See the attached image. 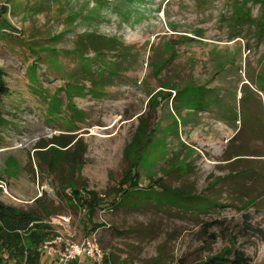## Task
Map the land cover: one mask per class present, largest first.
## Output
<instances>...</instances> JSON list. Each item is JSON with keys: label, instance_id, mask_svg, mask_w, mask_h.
I'll return each mask as SVG.
<instances>
[{"label": "rangeland", "instance_id": "1", "mask_svg": "<svg viewBox=\"0 0 264 264\" xmlns=\"http://www.w3.org/2000/svg\"><path fill=\"white\" fill-rule=\"evenodd\" d=\"M263 23L264 0H0V202L110 264H264Z\"/></svg>", "mask_w": 264, "mask_h": 264}, {"label": "trees", "instance_id": "2", "mask_svg": "<svg viewBox=\"0 0 264 264\" xmlns=\"http://www.w3.org/2000/svg\"><path fill=\"white\" fill-rule=\"evenodd\" d=\"M242 14H244L243 16H245L246 13L242 11ZM246 15L247 17L252 18L251 13H247ZM114 42V38H110L108 41H106L107 45L109 46H113ZM93 47L97 53H100L98 47H96L95 45ZM84 54L85 53L81 50L77 51V55L81 59L84 58ZM82 61L84 65H86L88 60ZM105 68H107L106 70L110 71L112 75H115L114 69L112 67ZM87 70H89V72H92L89 67L87 68ZM86 77L90 81H93L91 78L92 76ZM70 144L71 142L62 143L63 147H66ZM74 163L80 166V162L76 157H74ZM166 187L167 186L163 187L162 192H178ZM71 190L73 195L77 199V203L74 204L81 207L87 206L89 208V212L94 213V211L98 207L96 205L95 197L91 196L90 200H88V197H86V195H84L82 191L80 192L73 187H71ZM126 194H128V192ZM150 197L152 196L150 195ZM114 204L115 203H112V205ZM54 233L55 230L52 228L51 224L38 218L34 214V212L18 210L11 205L0 202V264H6L2 256L3 248H6L8 251H10L11 249L15 250L12 258L15 260L16 264H39L41 258L39 246L42 241H44V239ZM249 261V257L246 256V254L242 251L238 250L234 251L232 257L215 256L210 260L204 262L203 264H249ZM106 263L110 264V260L108 258H106Z\"/></svg>", "mask_w": 264, "mask_h": 264}, {"label": "built area", "instance_id": "3", "mask_svg": "<svg viewBox=\"0 0 264 264\" xmlns=\"http://www.w3.org/2000/svg\"><path fill=\"white\" fill-rule=\"evenodd\" d=\"M0 187L7 195L12 197L10 188L5 181H0ZM67 194L76 204L77 199L73 195L71 188L68 189ZM70 222V216L59 215L50 224L54 223L56 226H62ZM39 251L41 253L39 264H72L83 257L88 259L91 264H107L106 252L102 248L96 232L84 236L81 240H77L75 233L72 231L55 230L54 234L42 241Z\"/></svg>", "mask_w": 264, "mask_h": 264}, {"label": "crops", "instance_id": "4", "mask_svg": "<svg viewBox=\"0 0 264 264\" xmlns=\"http://www.w3.org/2000/svg\"><path fill=\"white\" fill-rule=\"evenodd\" d=\"M13 155H15V154H13ZM0 165H1V163H0ZM1 166H0V171H1ZM0 174H1V172H0ZM5 177L7 176V177H9L8 175H6V173L4 172V174H3ZM16 178H18V176L16 177ZM14 179V178H12V177H10V179L8 180L9 181V184H10V186L13 188V190H12V188H11V190L13 191V192H15L17 195H21V194H18L16 191H20V193H23L24 192V190L23 189H26L25 187H23V186H20L16 181H17V179ZM13 197V196H12ZM14 198V197H13ZM35 199H33V201H34ZM62 215H66V214H62ZM52 228L53 229H55L53 226H52ZM56 228L57 229H55L56 231H72V232H74L75 233V235H76V231H75V229H74V227L69 223V224H64V225H62V226H56ZM77 237V236H76ZM77 239V238H76ZM84 258V257H83ZM83 258H81V259H79L78 261H76V262H73L72 264H89L88 262H87V260L86 261H84L85 260V258L83 259ZM89 261V260H88ZM84 262V263H83ZM90 264H91V262H90Z\"/></svg>", "mask_w": 264, "mask_h": 264}]
</instances>
